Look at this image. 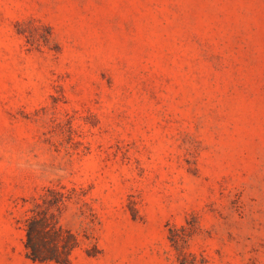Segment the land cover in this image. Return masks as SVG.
<instances>
[{
    "label": "rangeland",
    "instance_id": "rangeland-1",
    "mask_svg": "<svg viewBox=\"0 0 264 264\" xmlns=\"http://www.w3.org/2000/svg\"><path fill=\"white\" fill-rule=\"evenodd\" d=\"M49 189L69 264H264V0H0V264Z\"/></svg>",
    "mask_w": 264,
    "mask_h": 264
},
{
    "label": "trees",
    "instance_id": "trees-1",
    "mask_svg": "<svg viewBox=\"0 0 264 264\" xmlns=\"http://www.w3.org/2000/svg\"><path fill=\"white\" fill-rule=\"evenodd\" d=\"M65 194L49 189L33 200V206L23 219L27 256L35 262L69 264L74 253L81 247V240L71 229L61 223L65 208ZM175 231L171 239L176 242ZM98 252L89 251L90 256Z\"/></svg>",
    "mask_w": 264,
    "mask_h": 264
}]
</instances>
